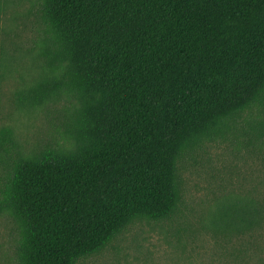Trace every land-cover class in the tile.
<instances>
[{"label": "trees", "instance_id": "trees-1", "mask_svg": "<svg viewBox=\"0 0 264 264\" xmlns=\"http://www.w3.org/2000/svg\"><path fill=\"white\" fill-rule=\"evenodd\" d=\"M29 14L39 76L19 105L76 102L62 141L27 152L0 129V216L18 264H77L136 221L171 217L182 154L264 109V0H35ZM218 217L247 231L264 212Z\"/></svg>", "mask_w": 264, "mask_h": 264}, {"label": "rangeland", "instance_id": "rangeland-1", "mask_svg": "<svg viewBox=\"0 0 264 264\" xmlns=\"http://www.w3.org/2000/svg\"><path fill=\"white\" fill-rule=\"evenodd\" d=\"M33 1L0 0V129L10 127L27 152L63 140L76 102L63 96L42 109L18 103L17 92L39 76L32 59ZM255 119L264 121L263 108L244 113L225 136L205 138L182 154L181 199L171 217L136 221L77 264H264V218L252 230L238 231L218 217L225 206L249 202L264 212V130L246 123ZM17 240L14 223L1 215L0 264H18Z\"/></svg>", "mask_w": 264, "mask_h": 264}]
</instances>
